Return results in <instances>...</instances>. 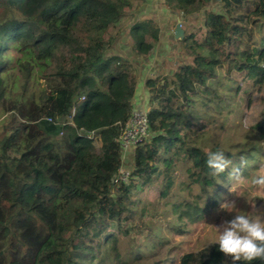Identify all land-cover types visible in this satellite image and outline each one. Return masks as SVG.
<instances>
[{
	"label": "trees",
	"instance_id": "obj_1",
	"mask_svg": "<svg viewBox=\"0 0 264 264\" xmlns=\"http://www.w3.org/2000/svg\"><path fill=\"white\" fill-rule=\"evenodd\" d=\"M166 1L204 9L202 31L178 39L187 60L146 80L151 136L133 147L122 183L116 138L137 79L127 60L107 54L105 33L129 0H0V264H233L212 243L162 253L169 242L160 225L188 232L239 174L264 177L263 168L252 177L264 164V105L249 125L254 141L235 150L211 141L237 102L264 89V0ZM131 31L136 51H149L145 22ZM18 78L22 90L14 91ZM39 79V95L26 92ZM72 108L67 124L45 119ZM217 150L231 164L214 176L206 159ZM180 178L190 197L172 190ZM152 186L161 201L143 199ZM170 204L175 219L167 221Z\"/></svg>",
	"mask_w": 264,
	"mask_h": 264
},
{
	"label": "rangeland",
	"instance_id": "obj_2",
	"mask_svg": "<svg viewBox=\"0 0 264 264\" xmlns=\"http://www.w3.org/2000/svg\"><path fill=\"white\" fill-rule=\"evenodd\" d=\"M207 7L215 9L214 4L207 5ZM203 12L204 9L183 11L175 3L166 0H129V4L123 9V14L110 24L105 33V37L109 39L107 54L127 60L136 74L137 84L132 106H143L149 111V93L145 84L146 80L151 77L168 75L180 62L188 59L184 46L178 39L190 31H196L198 34L202 31ZM139 22H145L147 28L144 36L151 45L147 52H137L134 48L135 42L131 28ZM176 28L180 33L179 37H176ZM44 86L43 79H39L37 82L30 81L26 92L33 91L35 95H39ZM13 90H22L20 78H18ZM250 95L249 104H246L244 95L245 101L236 103L233 110L227 114L222 126L213 128L211 141L214 144L235 150L244 142L249 143L255 140L249 125L255 121L257 111L264 105V89ZM3 117L4 114L0 112V138L3 129ZM93 143L96 150H99L100 141L95 135ZM131 161L132 149L122 153L123 166L129 168ZM263 166L264 164L253 170L252 177L262 171ZM192 189L195 192L197 188L192 186ZM172 190L177 192L179 197H190L184 178L182 180L181 178L177 179ZM143 195V199L147 202L162 200L159 197L157 186L148 188ZM172 198L173 196L169 199ZM228 202H232L236 206V208L230 209V212L220 207L221 204ZM168 208L170 210H165L166 219L167 221L174 220L171 204ZM239 211L249 212L253 218L256 214L264 216V186L253 184L252 178L245 174H239L233 180L220 204L207 214L205 219H199L193 223L188 228V232L178 233L167 228V224L161 223L160 232L169 242L162 253L169 249L168 253H176L178 256L184 252L196 251L208 246L215 239V227H219L225 220L231 219L235 212ZM136 239L137 241L140 240L139 234ZM127 243V238L120 239L118 248L123 251Z\"/></svg>",
	"mask_w": 264,
	"mask_h": 264
},
{
	"label": "clouds",
	"instance_id": "obj_3",
	"mask_svg": "<svg viewBox=\"0 0 264 264\" xmlns=\"http://www.w3.org/2000/svg\"><path fill=\"white\" fill-rule=\"evenodd\" d=\"M230 164L231 161L220 150L207 153L206 165L214 176L224 173ZM252 183L264 186V177L253 178ZM220 207L228 212L236 208L232 202L223 203ZM215 231L216 236L211 243L217 244L220 252L231 257L233 264L241 261L245 264L256 260L264 261V216L256 214L253 218L249 212H235L231 219L215 227Z\"/></svg>",
	"mask_w": 264,
	"mask_h": 264
},
{
	"label": "built area",
	"instance_id": "obj_4",
	"mask_svg": "<svg viewBox=\"0 0 264 264\" xmlns=\"http://www.w3.org/2000/svg\"><path fill=\"white\" fill-rule=\"evenodd\" d=\"M73 112L74 109L72 108L71 113L68 116H62L59 118L46 117L45 119L49 122L64 125L71 122ZM150 136L151 129L148 122V110H146L143 106H133L129 118L123 125L122 130L116 138L120 146L121 153L133 149V147L136 146L140 141L148 139ZM129 174L130 169L123 166L122 164L116 174V181L127 183Z\"/></svg>",
	"mask_w": 264,
	"mask_h": 264
},
{
	"label": "water",
	"instance_id": "obj_5",
	"mask_svg": "<svg viewBox=\"0 0 264 264\" xmlns=\"http://www.w3.org/2000/svg\"><path fill=\"white\" fill-rule=\"evenodd\" d=\"M180 36V33L178 31V28H176V37H179Z\"/></svg>",
	"mask_w": 264,
	"mask_h": 264
}]
</instances>
